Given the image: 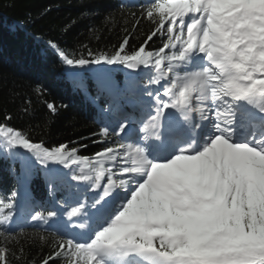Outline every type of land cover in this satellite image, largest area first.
Wrapping results in <instances>:
<instances>
[{
	"label": "snow or ice",
	"instance_id": "6c2138e0",
	"mask_svg": "<svg viewBox=\"0 0 264 264\" xmlns=\"http://www.w3.org/2000/svg\"><path fill=\"white\" fill-rule=\"evenodd\" d=\"M128 7L110 51L46 42L75 88L106 98L98 131L50 146L0 120V157L40 168L52 201L36 210L23 183L0 197V264H28L37 242L30 264H264V0Z\"/></svg>",
	"mask_w": 264,
	"mask_h": 264
},
{
	"label": "trees",
	"instance_id": "16d2710c",
	"mask_svg": "<svg viewBox=\"0 0 264 264\" xmlns=\"http://www.w3.org/2000/svg\"><path fill=\"white\" fill-rule=\"evenodd\" d=\"M142 2L0 0V120L5 113L10 114L11 126L50 146L78 141L98 131L104 119L101 109L106 98L95 88L90 89L91 96L75 88L69 79L68 68L46 42L55 40L68 49L79 50L81 45L87 44L93 50L110 51L122 39L123 29L131 27L127 14L137 9L128 5ZM141 27L147 28V23H142ZM126 71L116 70L115 78L122 79ZM84 75L89 76L88 73ZM37 86L44 90L43 95L36 94ZM98 95V99H93ZM27 100H31L30 105L25 104ZM46 101L67 107H60L57 114H52ZM24 107L28 108L27 113L23 111ZM81 142L88 144L82 151L84 155L98 150L90 140ZM46 181L40 168L25 178L20 174L19 162L14 163L11 156L0 157V197L23 183L30 188L36 210L46 211L52 206ZM29 211L25 208L18 221L29 232L39 231L31 221L24 223ZM25 250L28 264L48 252L47 246L39 242L25 245Z\"/></svg>",
	"mask_w": 264,
	"mask_h": 264
}]
</instances>
